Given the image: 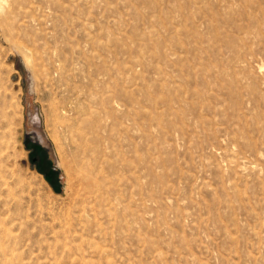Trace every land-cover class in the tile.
Returning a JSON list of instances; mask_svg holds the SVG:
<instances>
[{
    "label": "rangeland",
    "instance_id": "1",
    "mask_svg": "<svg viewBox=\"0 0 264 264\" xmlns=\"http://www.w3.org/2000/svg\"><path fill=\"white\" fill-rule=\"evenodd\" d=\"M0 3V264H264V0Z\"/></svg>",
    "mask_w": 264,
    "mask_h": 264
},
{
    "label": "bare ground",
    "instance_id": "2",
    "mask_svg": "<svg viewBox=\"0 0 264 264\" xmlns=\"http://www.w3.org/2000/svg\"><path fill=\"white\" fill-rule=\"evenodd\" d=\"M4 2H5V1H4ZM2 4H3V2H2ZM2 4L0 3V8H2V7L4 6V4H3V6H2ZM6 4H7V3H6ZM4 7H5V6H4ZM2 10H3V9H2ZM5 11H6V10H4V11H2V12H5ZM6 13H7V12H6ZM3 14H4V13H3ZM1 15H2V13H1ZM5 15H7V14H5ZM0 17H1V16H0ZM6 18H7V16H6ZM1 19H2V17H1ZM224 37H225V36H224ZM217 38H218V37H217ZM227 38H228V37H227ZM232 38H233V37H232ZM233 43H234V42H233ZM233 43H232V44H233ZM230 44H231V43H230ZM238 62H239V61H238ZM241 62H242V61H240V63H241ZM242 63H243V62H242ZM238 64H239V63H238ZM168 83H169V82H168ZM263 84H264V82H263ZM169 85H171L170 87L175 86L174 83H173V86H172V83L169 84ZM169 85H168V86H169ZM180 85H181V84H180ZM263 86H264V85H263ZM190 89H191V88H190ZM176 90H177V89H176ZM198 92H199V91H198ZM198 92H197V93H198ZM251 93H252V92H251ZM201 94H202V93H201ZM202 95H203V94H202ZM203 96H204V95H203ZM203 99H204V98H203ZM209 104H210V103H209ZM7 124H8V123H7ZM72 124H73V123H72ZM70 126H71V125H70ZM73 126H74V125H73ZM66 132H67V131H66ZM69 133H70V132H69ZM67 134H68V133H67ZM67 134H66V135H67ZM68 137H69V136H68ZM70 137H71V136H70ZM72 138H73V137H72ZM68 142H69V141H68ZM7 145H8V144H7ZM71 145H72V143H71ZM81 146H82V145H81ZM97 146H98V145H97ZM98 148H99V147H98ZM76 149H77V147H76ZM79 149H80V148H79ZM81 149H82V148H81ZM95 149H96V148H95ZM89 150H91V149H89ZM75 151H76V150H75ZM81 152H82V151H81ZM78 153H79V152H78ZM76 155H77V154H76ZM78 155H79V154H78ZM81 155H82V154H81ZM76 161H77V160H76ZM96 162H97V161H96ZM229 165H230V164H229ZM4 170H5V169H4ZM88 175H89V174H88ZM88 175H87V176H88ZM84 178H85V177H84ZM88 180H89V179H88ZM1 184H2V182H1ZM3 184H4V185H7V180L4 181ZM8 186H9V185H8ZM18 186H19V185H18ZM0 189H1V188H0ZM16 193H17V192H16ZM92 193H93V192H92ZM9 194H10V193H9ZM20 195H21V194H20ZM91 195H92V194H91ZM20 197H21V196H20ZM98 198H99V197H98ZM85 200H86V197H85ZM3 204L6 205L7 202H6V201H3Z\"/></svg>",
    "mask_w": 264,
    "mask_h": 264
},
{
    "label": "water",
    "instance_id": "3",
    "mask_svg": "<svg viewBox=\"0 0 264 264\" xmlns=\"http://www.w3.org/2000/svg\"><path fill=\"white\" fill-rule=\"evenodd\" d=\"M39 141V140H38Z\"/></svg>",
    "mask_w": 264,
    "mask_h": 264
}]
</instances>
